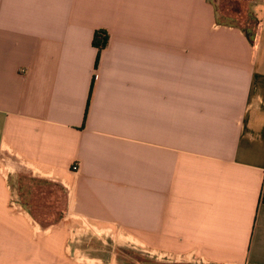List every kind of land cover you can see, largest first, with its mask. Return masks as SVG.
I'll list each match as a JSON object with an SVG mask.
<instances>
[{
    "label": "crops",
    "instance_id": "1",
    "mask_svg": "<svg viewBox=\"0 0 264 264\" xmlns=\"http://www.w3.org/2000/svg\"><path fill=\"white\" fill-rule=\"evenodd\" d=\"M248 2L257 47L216 0H0V264H67L65 228L15 190L25 169L72 178L74 215L157 233V258L264 264V0Z\"/></svg>",
    "mask_w": 264,
    "mask_h": 264
},
{
    "label": "rangeland",
    "instance_id": "2",
    "mask_svg": "<svg viewBox=\"0 0 264 264\" xmlns=\"http://www.w3.org/2000/svg\"><path fill=\"white\" fill-rule=\"evenodd\" d=\"M216 2L220 15H232L229 9L238 8L235 23L241 27H252V31L256 27L251 11L257 13L258 20L262 9L260 5L251 7L249 2L233 0ZM13 177L21 202L28 205L40 225L51 227L60 224L65 228L67 264H189L177 262L180 258L170 255L161 258L158 254L157 258V245L153 243L157 233H146L145 241L137 233H127L113 224L74 215L72 178L62 185L38 178L26 169ZM63 215H66V220L61 222Z\"/></svg>",
    "mask_w": 264,
    "mask_h": 264
},
{
    "label": "trees",
    "instance_id": "3",
    "mask_svg": "<svg viewBox=\"0 0 264 264\" xmlns=\"http://www.w3.org/2000/svg\"><path fill=\"white\" fill-rule=\"evenodd\" d=\"M233 1H235V2H239V1L248 2V0H233ZM237 9L238 8L229 9L230 14H232V15H220L219 9L217 8V5H216L215 11L217 14V22H219V24H222V25H228V26L240 28L246 34L248 39L251 41V43L253 44V47H257V33L259 30V21L256 19V16L251 12V16L253 18H255V20H256V27L253 28V31H252V27L251 28L250 27H247V28L241 27L240 25L235 23V21H236L235 15H238ZM108 41H109V36H108L106 31L101 30V31L95 32L94 38H93V46L99 50V54H100V51L108 45ZM99 54H98V58L96 60L95 66L98 65ZM261 203L264 204V187H263Z\"/></svg>",
    "mask_w": 264,
    "mask_h": 264
},
{
    "label": "built area",
    "instance_id": "4",
    "mask_svg": "<svg viewBox=\"0 0 264 264\" xmlns=\"http://www.w3.org/2000/svg\"><path fill=\"white\" fill-rule=\"evenodd\" d=\"M15 202V201H14ZM17 202V201H16Z\"/></svg>",
    "mask_w": 264,
    "mask_h": 264
}]
</instances>
